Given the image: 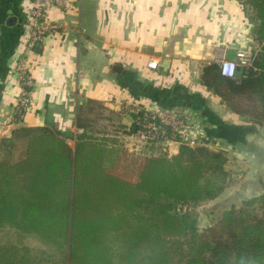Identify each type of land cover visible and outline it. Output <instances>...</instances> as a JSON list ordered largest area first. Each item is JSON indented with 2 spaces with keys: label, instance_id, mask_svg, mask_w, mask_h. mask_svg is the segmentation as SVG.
Listing matches in <instances>:
<instances>
[{
  "label": "trees",
  "instance_id": "trees-1",
  "mask_svg": "<svg viewBox=\"0 0 264 264\" xmlns=\"http://www.w3.org/2000/svg\"><path fill=\"white\" fill-rule=\"evenodd\" d=\"M238 1L254 23L251 65L228 77L206 63L200 83L263 125L264 0ZM125 151L85 132L71 146L50 127L14 128L0 141V264H264V192L199 230L193 207L225 188L222 149L181 141L175 154L142 158L134 179Z\"/></svg>",
  "mask_w": 264,
  "mask_h": 264
},
{
  "label": "crops",
  "instance_id": "crops-1",
  "mask_svg": "<svg viewBox=\"0 0 264 264\" xmlns=\"http://www.w3.org/2000/svg\"><path fill=\"white\" fill-rule=\"evenodd\" d=\"M34 5L35 0H0V122L11 114L20 95L15 70L19 58L34 78L32 107L20 122L0 123V141L21 126L50 127L65 135L67 142L75 140L76 129L86 128L79 126L80 118L91 107L118 112L122 116L118 123L128 128L136 119L133 107H178L198 116L207 132L220 135L228 154L245 152L264 168V124L234 113L200 83L204 64L222 58L236 61L238 49L257 50L251 12L244 4L65 0L66 8L46 9L45 21L56 27L30 46ZM151 60L157 68L148 66ZM169 146L172 154L179 151V143ZM256 181L259 191L251 197L264 192L261 175ZM226 189L221 202L231 192Z\"/></svg>",
  "mask_w": 264,
  "mask_h": 264
},
{
  "label": "rangeland",
  "instance_id": "rangeland-1",
  "mask_svg": "<svg viewBox=\"0 0 264 264\" xmlns=\"http://www.w3.org/2000/svg\"><path fill=\"white\" fill-rule=\"evenodd\" d=\"M254 31V30H253ZM136 107H133L135 111ZM177 108L178 107H172ZM171 109V108H166ZM164 110V109H161ZM189 117V122L191 123L188 129H193L191 131L184 132L183 142L190 145L206 144L212 149L223 150L228 159L225 163V168L228 172V177L225 181V188L231 190L228 192L227 200L222 202V195L212 200H206L193 207V211L197 215L199 230L202 231L205 226L210 225L213 221L219 219L220 214L224 206L229 205L234 202L237 208L246 207L243 200L250 198L259 191L257 187V178L261 175L264 181V168L262 164L259 163L255 157L252 155L242 152L239 156H232L233 154H228V145L216 143L211 137L207 135L205 128L200 123V118L198 116L193 117L188 112H186ZM122 118L118 112L105 107H91L89 111L82 114L81 123L86 126V132H84L100 138H108L109 140L116 139V144H121L127 150L121 158L129 160V166L133 165L134 169L129 170L130 178L134 179L137 177V171L140 167L141 162L146 156H156L161 154H172L173 147L169 144L177 142L180 145L181 141L172 139L171 137H162L155 141L141 143L138 138H134L136 131L133 128H128L123 124H119L118 120ZM250 120V117H247ZM136 120V121H135ZM137 123V119H134ZM80 122V121H79ZM134 122V124H135ZM1 126H6L4 121L0 122ZM188 123L187 126L190 124ZM200 124V126H198ZM106 133V134H104ZM200 133V134H199ZM102 134V135H101ZM112 138H111V137ZM132 138V140L129 138ZM116 137V138H115ZM186 139V140H185ZM119 140V141H118ZM190 140V142H189ZM75 140L71 141V146L74 145ZM124 142V143H123ZM176 144V143H175ZM168 145V146H166ZM165 148V149H164ZM130 153V154H129ZM122 168L124 166L123 161L120 162ZM127 170V171H128ZM126 174V173H125ZM135 176V177H134ZM226 189V190H227ZM253 197V196H252ZM220 202V203H218ZM218 203V205H216ZM216 205V206H215ZM258 211L254 206L250 207L251 211Z\"/></svg>",
  "mask_w": 264,
  "mask_h": 264
},
{
  "label": "built area",
  "instance_id": "built-area-1",
  "mask_svg": "<svg viewBox=\"0 0 264 264\" xmlns=\"http://www.w3.org/2000/svg\"><path fill=\"white\" fill-rule=\"evenodd\" d=\"M52 6L66 8L65 0H35V5L30 12V46L40 42L47 33H50L56 27L55 24L46 22L44 19L46 9ZM252 54V51L238 49L236 61H228L224 58L217 59L221 74L228 77H235L238 73V67H248L251 65ZM148 66L150 68H157L158 64L156 61L151 60ZM15 70L21 83V91L13 111L4 120V123L7 125L20 122L24 117V113L33 104L32 88L34 86V78L23 58H19L16 61ZM134 112L137 123L140 126L134 137L138 138L143 144L162 137H171L177 141H184L182 139L184 132L194 130V128L188 129L191 125L189 117L186 111L180 108L145 110L140 106H136ZM188 123L190 124L187 126ZM76 131L80 134L84 132V129L78 127ZM71 141L73 140L68 141L70 145Z\"/></svg>",
  "mask_w": 264,
  "mask_h": 264
}]
</instances>
